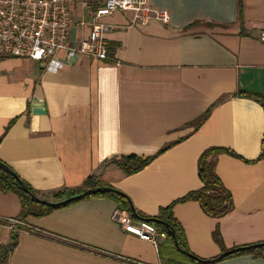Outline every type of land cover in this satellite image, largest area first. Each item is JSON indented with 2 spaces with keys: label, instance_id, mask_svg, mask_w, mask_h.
Masks as SVG:
<instances>
[{
  "label": "crops",
  "instance_id": "1",
  "mask_svg": "<svg viewBox=\"0 0 264 264\" xmlns=\"http://www.w3.org/2000/svg\"><path fill=\"white\" fill-rule=\"evenodd\" d=\"M242 1L243 25L238 0H148L169 12L168 24L141 26L132 11L104 16L106 61L60 52L62 67L52 72L33 60H0V161L41 199L91 179L155 218L200 189L204 151L229 149L242 159L219 155L216 172L234 209L213 219L196 202L175 205L183 245L209 261L224 253L217 229L226 251L264 243V106L239 95L264 103V0ZM93 23V12L76 4L73 46ZM126 156L156 159L133 175L107 163ZM116 210L109 199L90 198L29 218L9 264H164L159 247L114 220ZM20 213V198L0 191V247L11 242L7 221ZM259 252L213 264H264Z\"/></svg>",
  "mask_w": 264,
  "mask_h": 264
},
{
  "label": "built area",
  "instance_id": "2",
  "mask_svg": "<svg viewBox=\"0 0 264 264\" xmlns=\"http://www.w3.org/2000/svg\"><path fill=\"white\" fill-rule=\"evenodd\" d=\"M76 4L93 12L94 23L89 37L73 46L71 25ZM118 11L134 12L141 26L151 21L168 24L170 20L168 11L152 7L148 0H0V60H33L46 64V69L52 72L62 67L57 59L60 52H66L69 57L80 55L106 61L108 48L104 35L110 27L99 20ZM259 41L264 44V31ZM113 218L126 232L156 248L166 238L153 224L136 222L119 210ZM7 226L13 233L27 225L20 220H8Z\"/></svg>",
  "mask_w": 264,
  "mask_h": 264
},
{
  "label": "trees",
  "instance_id": "3",
  "mask_svg": "<svg viewBox=\"0 0 264 264\" xmlns=\"http://www.w3.org/2000/svg\"><path fill=\"white\" fill-rule=\"evenodd\" d=\"M243 10L244 5L242 0H238V20L240 24L243 25ZM239 95L254 98L259 100L262 105L264 103L261 99L254 95L248 93H240ZM211 111H208L204 117L200 120L199 125L203 124L209 117ZM231 155L233 157L242 159L235 152L230 151L229 149L220 148V147H212L204 151L198 161V177L202 184L200 189L196 191H192L188 193L186 196L181 199L176 200L174 203L169 205L168 207L161 210L160 215L155 218H146L142 217L132 205V202L128 196L124 193L109 187L107 185H94L91 179H88L84 183L83 188H79L74 191L68 192H59L52 196L51 199H41L39 198L35 191L30 187L28 183L22 180L15 172L10 168L7 164H5L13 173V175L8 174L4 170L0 169V191L3 193H12L17 195L21 201V213L18 217V220L22 222H26L29 218H44L56 210L70 207L81 200H86L90 198H106L113 201L118 210L122 213H126L132 220L138 221H146L153 224L160 233L166 235V238L163 243L159 245V252L161 256V260L164 264H213L220 260H224L230 257L244 255L248 253L257 252L256 255L260 256V252L264 249V246L258 248H248L254 245L244 246L235 248L232 250L226 251L223 247V240L220 231L217 229L213 238L215 242L220 245L224 251L222 255L216 257L213 260H203L199 257L190 253L183 245V236L184 233L180 227V224L174 218L173 208L177 204L186 203V202H196L200 205L203 213L213 219H220L226 215H228L234 209V203L232 199V195L224 186L222 180L218 176L216 172L217 158L219 155ZM264 158V150L258 161ZM156 156L153 157H138V156H126L119 159H111L107 161L108 164H115L119 168H121L126 175H133L147 166H149L154 160ZM21 183L24 185L26 190H23L21 187ZM110 188L112 190L98 193L95 195L84 197L81 200H75L67 205H56L66 199H70L76 195L82 194L86 191L96 189V188ZM34 198H38L41 200H45L51 204L55 205H46L36 202ZM157 220V221H154ZM6 222L0 221V224H5ZM28 231L25 227H18L15 232H13L11 237V242L7 246L0 247V264H9L10 255L15 248L17 236L19 232ZM175 233V237L173 236ZM264 245V243H261ZM258 245V244H256ZM241 249V250H238ZM232 252V253H231ZM229 253L228 255H225Z\"/></svg>",
  "mask_w": 264,
  "mask_h": 264
},
{
  "label": "water",
  "instance_id": "4",
  "mask_svg": "<svg viewBox=\"0 0 264 264\" xmlns=\"http://www.w3.org/2000/svg\"><path fill=\"white\" fill-rule=\"evenodd\" d=\"M0 169L1 170H4L5 172H7L8 174L10 175H13L14 176V173L3 163L0 162ZM21 187L23 190H26V188L24 187V185L21 183ZM112 189L110 188H96V189H92V190H89V191H86L82 194H79V195H76L70 199H66L56 205H67L69 203H71L72 201H75V200H81L83 199L84 197H87V196H91V195H95V194H98V193H103V192H107V191H110ZM34 200L36 202H39L41 204H46V205H55V204H51L45 200H41V199H38V198H34ZM134 210V208H132ZM154 221H157V220H154ZM173 236L175 237V233H173ZM261 246H264L263 244H258V245H254V246H251V247H248V248H258V247H261ZM238 250H241V249H238ZM232 253V252H231ZM229 253H226L225 255H228Z\"/></svg>",
  "mask_w": 264,
  "mask_h": 264
}]
</instances>
